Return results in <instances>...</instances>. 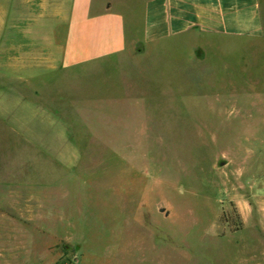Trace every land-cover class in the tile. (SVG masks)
<instances>
[{"label": "rangeland", "instance_id": "1", "mask_svg": "<svg viewBox=\"0 0 264 264\" xmlns=\"http://www.w3.org/2000/svg\"><path fill=\"white\" fill-rule=\"evenodd\" d=\"M104 2L131 44L142 1ZM164 47L64 77L65 217L7 236L0 264H264V45Z\"/></svg>", "mask_w": 264, "mask_h": 264}, {"label": "crops", "instance_id": "2", "mask_svg": "<svg viewBox=\"0 0 264 264\" xmlns=\"http://www.w3.org/2000/svg\"><path fill=\"white\" fill-rule=\"evenodd\" d=\"M141 1L129 44L128 25L111 3L0 0V262L16 249L7 236L29 226L44 232V219L65 217L64 179L77 169L79 151L60 125L71 121L64 77L194 35L264 45L262 0Z\"/></svg>", "mask_w": 264, "mask_h": 264}]
</instances>
